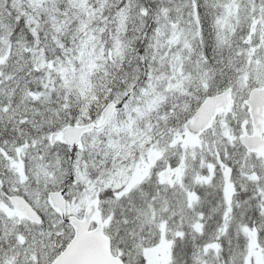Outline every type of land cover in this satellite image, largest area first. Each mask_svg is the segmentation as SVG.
I'll return each instance as SVG.
<instances>
[{
    "label": "snow or ice",
    "instance_id": "obj_1",
    "mask_svg": "<svg viewBox=\"0 0 264 264\" xmlns=\"http://www.w3.org/2000/svg\"><path fill=\"white\" fill-rule=\"evenodd\" d=\"M0 264H264V0H0Z\"/></svg>",
    "mask_w": 264,
    "mask_h": 264
}]
</instances>
